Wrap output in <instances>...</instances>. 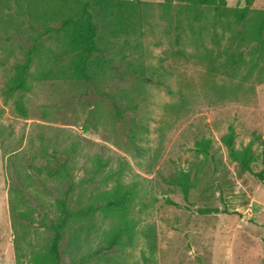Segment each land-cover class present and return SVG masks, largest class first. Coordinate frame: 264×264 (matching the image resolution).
I'll return each mask as SVG.
<instances>
[{
    "label": "rangeland",
    "instance_id": "374dc122",
    "mask_svg": "<svg viewBox=\"0 0 264 264\" xmlns=\"http://www.w3.org/2000/svg\"><path fill=\"white\" fill-rule=\"evenodd\" d=\"M121 1L131 27L99 18L90 81L32 77L8 94L27 34L0 30V264H34L72 181L73 209L131 190L136 239L83 262L117 226L97 212L66 238L65 264H264V183L221 142L230 125L238 148L264 138V0ZM202 138L211 157L194 150ZM180 169L195 181L189 202L168 182Z\"/></svg>",
    "mask_w": 264,
    "mask_h": 264
},
{
    "label": "trees",
    "instance_id": "16d2710c",
    "mask_svg": "<svg viewBox=\"0 0 264 264\" xmlns=\"http://www.w3.org/2000/svg\"><path fill=\"white\" fill-rule=\"evenodd\" d=\"M174 1L187 2L192 5L214 6L220 10L226 0H164V5ZM124 1L121 0H0V30L8 27L23 30L27 34V45L22 61H17L12 68V74L6 82L8 94L28 91L31 88L30 79H51L70 77L90 81L93 78L95 55L98 47L99 18L117 19L122 27H131L125 14ZM246 6L241 11V18L247 14ZM264 30V19L259 26V33ZM5 61H0V67ZM37 64V71L32 67ZM222 144L227 148L228 156L236 162L243 172L251 173L257 180L264 183V138L252 133V139L243 147L238 148L236 131L233 125L221 137ZM211 139L202 138L195 143L194 150L206 158L211 157ZM258 145L260 170H254L257 159ZM63 170L67 171L65 165ZM169 184L178 187L184 200L189 202V194L195 186L190 174L180 169L168 179ZM76 183H70L69 188L61 198L56 200L57 216L46 224L51 236L46 247L34 253V264H65L63 244L66 238L75 234L76 224L83 223L101 212L105 218H116L117 226L109 231L103 245L96 251L84 255L81 260L90 262L99 254L112 250L116 246L132 245L136 239V220L131 217V202L133 192L121 186L113 187L103 194L104 202L100 205H88L78 209L71 207V193ZM166 203L180 206L169 199ZM202 213L219 212L218 209H201ZM83 226V224H82ZM77 236V235H76ZM75 236V237H76ZM149 244L152 239L146 233ZM146 264L147 258L144 257Z\"/></svg>",
    "mask_w": 264,
    "mask_h": 264
}]
</instances>
